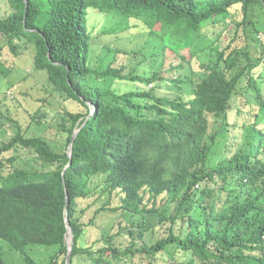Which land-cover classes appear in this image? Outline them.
Here are the masks:
<instances>
[{"label": "trees", "instance_id": "16d2710c", "mask_svg": "<svg viewBox=\"0 0 264 264\" xmlns=\"http://www.w3.org/2000/svg\"><path fill=\"white\" fill-rule=\"evenodd\" d=\"M5 1L10 11L0 17V34L10 51L17 54L19 43L32 44L34 67L46 70L65 100L83 108L66 111L58 124L66 134L63 152L43 136L22 132L0 146V157L20 146L47 164L15 167L12 156L7 167L0 160V239L21 255L18 264H66V218L72 234L69 264L81 258L91 264H124L139 256L151 261L161 253L173 259L176 252L183 253L179 264H264V92L252 73L263 48L256 57L249 48L262 30L253 10L264 11V0H47L43 16L36 0ZM88 8L115 13L126 25L141 22L146 49L152 46L149 58L167 49L180 56L182 62L170 70L179 72L177 77L135 69L124 73L113 60L91 68ZM229 18L232 33L221 47L223 31L211 37L205 29ZM207 51L212 59L202 65L201 76L183 73L184 63ZM10 70L0 60V74ZM106 79L154 86L116 92L97 83ZM165 80L174 86L170 95L154 91ZM234 110L245 111L239 124L230 123ZM230 125L238 129L236 135ZM93 177L103 178V192L120 196L117 204L108 201L96 213L132 219L85 243L94 216L83 222L85 210L77 200L88 197ZM161 195L164 202L158 201ZM166 201L173 202L171 210ZM147 234L155 239L146 242ZM124 236L131 238L125 246L118 242ZM34 245L54 248L48 262L38 263L26 252ZM0 264L17 263L5 261L0 249Z\"/></svg>", "mask_w": 264, "mask_h": 264}, {"label": "rangeland", "instance_id": "374dc122", "mask_svg": "<svg viewBox=\"0 0 264 264\" xmlns=\"http://www.w3.org/2000/svg\"><path fill=\"white\" fill-rule=\"evenodd\" d=\"M46 1L36 0L40 8V16H43L42 14L46 9ZM9 11L10 8L6 1L0 0V17L6 16ZM253 11V20L258 23L257 25L262 30L256 36L258 40L251 42L249 48L254 57L260 55L259 52L262 48L263 54L260 64L253 69L252 73L256 78L255 80L259 88L264 92V11L259 7L254 8ZM234 16L236 19H239L241 14L236 12ZM230 19L226 23L208 26L205 29L207 35L211 37L215 35V32L223 31L219 39L221 47L226 46L228 38L232 33L231 28L233 23ZM86 22L90 33L88 64L91 68H104L113 60L114 65L124 67V73L135 69L138 73L150 75L152 71H159L165 78H175L179 74V72L170 71L173 66L182 62L180 56L174 53L173 50L167 49L166 53L163 54L159 52L152 59L148 57L152 46L146 49L147 32L141 22L132 20L126 25L125 18L115 13H101L93 8L87 9ZM242 38L245 40L244 36ZM242 38L239 40V43H242ZM5 41L4 36L0 34V47L2 49L0 60L5 67L11 69L7 76L0 74V146L7 143L17 132H22L28 137L43 136L53 150L58 152L65 151L67 149L65 145L66 134L59 130L58 124L61 122L66 111L76 112L81 111L83 108L75 101L65 100L60 93L55 91L53 84L49 81L46 70L34 67V46L32 44L19 43L21 46L17 50V54H14L10 51ZM140 48L143 49L142 53H132L133 50ZM124 52H128L129 54H124ZM209 52H204L198 57L193 58L190 64L184 63L185 70L183 73L189 74L192 71L196 74L195 77L201 76L204 72L202 65L207 64L212 59ZM182 53L184 52L181 51L180 54L182 55ZM233 73L234 71L229 72L228 76L231 77ZM93 81L94 78L90 76L88 83H92ZM97 83H100L102 87L112 88L116 92L133 89L145 90L154 86V83L147 87L140 82L114 79L98 80ZM240 84L244 86L240 91L242 97H239V100L242 102L244 100L246 82L243 80ZM156 85L160 86L154 90L158 93L170 95L174 89V86L166 80L158 82ZM239 104L241 103L239 102ZM243 112L245 113L244 110L242 112L234 110L231 114L230 123H241L244 117ZM212 120V117H210L211 122ZM227 129H229L231 135H236L238 132V129L233 125L228 126ZM12 156L16 158L13 165L7 160ZM216 159L215 157L214 160ZM0 160L4 164H7V167L12 165L20 168H33L37 166L42 169L43 163H45L35 158L31 151L20 146H15L10 151L4 152ZM46 169L47 167L43 168V170ZM202 185L203 183L199 184V187ZM88 189V197L77 200L78 207L85 210L82 216L83 222H88L94 216V224L87 226L82 238L85 243L97 240L102 232L110 230L112 227H114L115 231L118 221L132 219V217L127 215L123 217L119 212L113 213L112 211L103 210L96 213V210L108 201H110V206H114L119 202L120 197L115 194L109 195L106 191L103 192L105 186L103 185L102 177H93L88 185ZM158 201L164 202L165 196L161 195ZM165 204L170 210L173 208L172 201H166ZM158 231L163 235L165 226L158 228ZM124 234L127 235V233ZM152 238L154 237L151 234H147L144 237L146 242H152ZM130 239L128 240V237L124 236L118 242L123 243V246H125L129 243ZM0 249L5 261L17 264L21 262V255L12 251L8 244L1 239ZM54 251L53 247L39 245L28 246L26 248V252L38 263L48 262ZM168 251L171 252L169 249ZM173 257L172 259L167 253H161L158 258L151 261L139 256L132 258L126 263L122 262L124 264H174V262L179 264L183 259V253L176 252ZM76 264H91V262L88 258H81V260L76 261Z\"/></svg>", "mask_w": 264, "mask_h": 264}, {"label": "water", "instance_id": "95a60500", "mask_svg": "<svg viewBox=\"0 0 264 264\" xmlns=\"http://www.w3.org/2000/svg\"><path fill=\"white\" fill-rule=\"evenodd\" d=\"M91 113H92V112H91ZM91 113H90V115H91ZM90 115H89V116H90ZM77 132H78V129L75 130V131L73 132L72 137H71V142H70V144H69V152H68V153H69V157H71L72 143H73L74 137L76 136ZM67 204H68V201L66 202V206H67ZM66 222H67L68 235H69L68 238H70V240H71V239H72V234H71V230H70V228H69V226H68L67 218H66ZM70 243H71V241L68 242V241H67V238H66V244H67V247H68V252H67L66 262H65L66 264H69V260H70V250H71V245H70Z\"/></svg>", "mask_w": 264, "mask_h": 264}, {"label": "bare ground", "instance_id": "6f19581e", "mask_svg": "<svg viewBox=\"0 0 264 264\" xmlns=\"http://www.w3.org/2000/svg\"><path fill=\"white\" fill-rule=\"evenodd\" d=\"M67 241L70 242V238H68Z\"/></svg>", "mask_w": 264, "mask_h": 264}]
</instances>
